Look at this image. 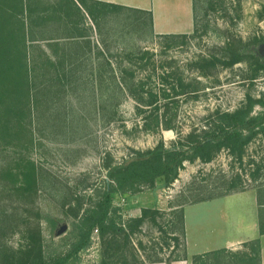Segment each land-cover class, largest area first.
Wrapping results in <instances>:
<instances>
[{
    "label": "trees",
    "instance_id": "obj_1",
    "mask_svg": "<svg viewBox=\"0 0 264 264\" xmlns=\"http://www.w3.org/2000/svg\"><path fill=\"white\" fill-rule=\"evenodd\" d=\"M113 11L129 15L122 35L137 33L142 34L141 38L148 29L159 39L164 53L197 34L193 31L191 37L154 36L150 13L92 0H0V143L4 145L3 149L8 148L11 138L20 146L25 143L24 150L32 149L34 125L44 118L43 109L53 111L58 101L73 92L76 104L89 107L91 116L99 121L113 122L122 103L131 100L135 115L141 121L140 130L158 133L175 129L174 121L168 116L169 102L181 97H195L200 83L196 80L186 83L184 67L173 69V61H157L155 54L149 51L121 48L112 53L107 37L99 47L91 46L87 34L91 29H87L86 21L90 20L101 36V22ZM193 12L195 24V0ZM258 19L264 21V8L258 13ZM254 43L264 44V39L256 38ZM250 47L238 40L221 48L218 55L199 58L185 67L198 70L207 77L218 66L232 68L247 63L253 68L252 80H255L260 73L264 75V60ZM147 71L146 76L139 75V72ZM257 107L262 112L256 113ZM50 116L54 117L53 114ZM261 134H264V94L258 99L248 97L244 107L235 112L209 115L201 129L180 135L168 146L160 141L151 150L133 151L121 163H114L107 155L103 163L106 179L86 186L67 203L66 215L73 221L74 241L61 253L45 250L39 212H35L32 219H20L19 229H23H18L16 234H20L24 244L18 249L8 245L11 227L7 212L1 207V183L5 177L15 175L7 164L5 169H0V264H78L79 255L90 247L94 234L100 240L99 264L185 261L188 259L185 251L182 259L163 261L156 256H147L148 248L141 242L136 249L132 237L141 235L146 224L162 232L163 215L158 210L141 209L140 217L120 223L118 210L113 205L114 196L152 190L158 184L168 188L178 179L186 163H210L221 151H227L230 157L241 162L249 145ZM18 161L21 164L15 168L18 170L16 176L22 177L24 184L19 191L32 197L38 189L36 166L23 156H19ZM239 188L240 185L227 181L220 188L224 190L223 194L213 193L218 189L207 190L208 197L204 196L206 190L203 187L190 190V204L243 192ZM258 203L264 206V191L258 192ZM176 214L184 236L182 210ZM176 232L174 225L170 233ZM260 234L264 235L263 220L260 221ZM246 245L257 247L256 251L236 255L222 264H251L254 261L260 264L259 242ZM139 251L145 256H140ZM205 257L206 254L192 256L190 262L199 264Z\"/></svg>",
    "mask_w": 264,
    "mask_h": 264
},
{
    "label": "rangeland",
    "instance_id": "obj_2",
    "mask_svg": "<svg viewBox=\"0 0 264 264\" xmlns=\"http://www.w3.org/2000/svg\"><path fill=\"white\" fill-rule=\"evenodd\" d=\"M262 8L264 0H195L194 31L197 34L165 53L159 39L153 37L148 29L144 30L141 38L142 34H121L128 24L127 14L113 11L107 20L101 22V36L97 34L92 22L87 20L86 27L91 29L87 32L91 46L99 47L107 37L112 53L121 48L149 51L155 54L157 61H173V69L184 67L186 83L196 80L200 83V90L195 93V97H181L169 102L168 116L174 121V130H161L158 133L140 130L141 121L135 115V105L131 100L122 103L113 122L99 121L91 116L89 107L76 104L73 92L71 96L58 101L53 111L43 109L44 118L34 125L32 149L24 150L25 143L22 147L12 138L8 140L6 150L0 143V169H5L9 164L15 175L12 178L5 177L1 183V207L6 210L11 227L7 236L8 245L18 249L24 244L20 234H16L21 221L32 219L34 213L39 212L45 250L47 253L64 252L74 241L73 221L66 215L67 203L75 195L82 193L86 186L106 179L103 163L107 155H110L114 163H121L133 151L151 150L160 141L168 146L180 135L201 129L209 115L215 112H235L244 107L248 97H262L264 75L260 73L252 80L254 71L247 63H240L232 68L218 66L207 77L198 70L185 67L199 58H207L215 53L218 55L221 48L237 43L238 40L243 44H250L252 50L258 51L263 44H255L254 41L256 38L264 39V21L258 19ZM193 34L194 32L191 36ZM148 73L149 71L139 72V75L146 76ZM255 111L260 113L262 109L257 107ZM51 114L54 115L53 118H50ZM19 156L36 166L38 189L32 197L22 195L19 191L24 186L22 177L16 176L18 170L15 168L21 164ZM227 181L240 185L243 191H264V134L249 145L241 162L230 157L227 151H221L210 163H186L178 179L170 187L158 184L152 190L142 189L136 194L116 195L113 205L118 210L120 223L128 218L140 217L141 209L160 211L163 215L160 221L162 232L146 224L141 235L132 237V245L138 249V243H143L148 248L147 256H156L163 261L182 259L184 240L176 213H180L183 207L196 205L190 204V190L203 187L206 197L210 195L207 190L218 189L213 193L223 194L224 190L220 188ZM63 223L67 225V232L56 238L55 231ZM174 225L177 232L173 235L170 231ZM173 237L177 239V243ZM99 241L98 235L94 234L90 247L79 255L78 264L99 262ZM256 248L246 245L242 248L217 250L207 253V257L199 264H222L239 254L248 255L256 251ZM139 255L145 256V253L139 251ZM251 264H256V261Z\"/></svg>",
    "mask_w": 264,
    "mask_h": 264
},
{
    "label": "crops",
    "instance_id": "obj_3",
    "mask_svg": "<svg viewBox=\"0 0 264 264\" xmlns=\"http://www.w3.org/2000/svg\"><path fill=\"white\" fill-rule=\"evenodd\" d=\"M92 1L150 13L154 36H189L194 31L193 0ZM259 204L258 193L246 190L183 207L184 251L188 259L170 264H191L192 256L242 248L256 240L260 246V264H264V235L260 234L264 206Z\"/></svg>",
    "mask_w": 264,
    "mask_h": 264
},
{
    "label": "water",
    "instance_id": "obj_4",
    "mask_svg": "<svg viewBox=\"0 0 264 264\" xmlns=\"http://www.w3.org/2000/svg\"><path fill=\"white\" fill-rule=\"evenodd\" d=\"M257 52H258V56L264 60V44L259 47ZM66 232H67V225L65 223H63L62 225H60V227L58 229H56L55 237L56 238L61 237Z\"/></svg>",
    "mask_w": 264,
    "mask_h": 264
}]
</instances>
